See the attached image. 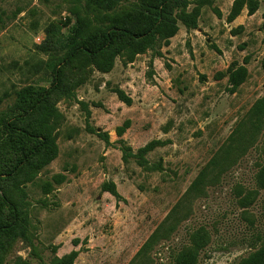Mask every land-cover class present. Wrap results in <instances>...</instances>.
Here are the masks:
<instances>
[{"label":"rangeland","instance_id":"rangeland-1","mask_svg":"<svg viewBox=\"0 0 264 264\" xmlns=\"http://www.w3.org/2000/svg\"><path fill=\"white\" fill-rule=\"evenodd\" d=\"M162 2L99 10L85 0H0V264H51L72 252L73 264H174L194 235L197 264H239L264 244V124L219 177L186 194L264 99V0L234 19L235 0H180L166 13L177 33L152 36L132 58L68 60L43 49L50 26L89 44L114 20L154 17ZM194 12L197 27L186 29L179 19ZM239 66L247 77L233 90L227 72ZM31 90L47 97L34 114L24 100ZM35 127L50 134L57 157L34 172L22 154L35 142L21 131ZM124 148L134 157L125 160ZM177 203L175 231L132 262Z\"/></svg>","mask_w":264,"mask_h":264},{"label":"trees","instance_id":"trees-1","mask_svg":"<svg viewBox=\"0 0 264 264\" xmlns=\"http://www.w3.org/2000/svg\"><path fill=\"white\" fill-rule=\"evenodd\" d=\"M122 1L123 0H85V4L90 8L110 10L114 8L118 2ZM179 1L180 0H164L160 6L161 10L156 11L155 16L153 15L155 18H150L140 12L132 18L125 17L120 20H114L112 22V26L108 30L98 32L96 37L93 38L94 41L87 42L89 44L80 43V41L75 43L69 36L62 37L60 29L55 26H50L45 33L46 46H44L43 49L44 51L59 50L61 53L64 52L66 53V59L68 60H73L78 58L80 55H84L87 58L95 59L104 57L112 62L114 58L117 57L118 53L120 54L122 52H129V55L132 58L138 53L146 51L149 46L151 47L152 44H149L152 43V36H158L157 34H159V36H162V39L167 41L177 33V19L170 17V15L168 16L166 13H168V10L172 8L173 5L178 4L177 2ZM244 5L247 8L249 16L254 14L258 8L257 0H235L233 8L234 12L231 19L236 18L240 14ZM196 13L197 14H195V12L194 14L185 13L183 14L184 19H179L186 29H195L197 27L196 19L198 18V12ZM2 15L3 13L0 11V29L2 28L4 22ZM158 30L163 31L164 34L157 32ZM77 32L78 25L77 28L73 30L74 34ZM117 39L122 41L120 44L121 48H118V51L114 52L113 47ZM148 41L150 42L148 43ZM143 44L144 46L139 48V45ZM110 66H112V64H110ZM262 70L264 72V59L262 62ZM227 75L229 86L231 89L236 90L245 82L247 71L241 66L235 68L233 67L229 69ZM61 80L62 79L59 76H54V84L57 88H59ZM25 94H27L26 98H24L25 102L32 103L30 108L31 113L29 114L38 112V109L42 106V101L47 99V97L45 98L46 93L42 92V90H31L29 92L27 91ZM118 95L123 103L130 105L131 101L126 98L122 92H118ZM263 124L264 99L255 103L245 120L238 124L233 134L229 137L227 145L220 148L216 155L200 171L199 175L191 183L186 194L201 192V187H205L207 183H210L207 181L214 180L216 176L219 177L225 171V167L221 168V166L225 164L227 160L237 158L235 152H237L238 147L236 146L239 145L240 147L242 143H246L245 137L247 136V142L249 140L251 141L259 134ZM36 128L37 127L30 129L29 131H21L24 137H27L35 142V146L32 148L30 147L26 153L22 154L24 157L22 165L28 166V168L34 172L35 170H40L49 165L57 157V147L51 140L50 134L46 131H42L41 129L38 132L39 134H37ZM123 132L124 130L121 129L117 135L121 136ZM156 144L157 143L150 144L140 150V152L144 153L145 151H149ZM122 153L125 160H127V158L134 157L129 148L122 149ZM230 164L231 162H228V165ZM208 178H210V180H207ZM108 190L111 194L117 196L113 189L108 188ZM180 206V203H177L173 207L164 221L156 228V230L140 248L132 262L138 260L139 258L147 260V253H149L160 241L168 239L171 233L175 231L178 223L176 214L178 213ZM7 229H9V226ZM11 230H13V227H11ZM198 237V235H194L192 237L193 247L187 249L184 254L178 255L175 258L174 264H197L196 255L203 246L202 244V246L199 245L200 240H198ZM76 257L77 253L72 252L62 259H54L51 264H73ZM141 263H143V261H141ZM239 264H264V244L258 251L250 254L247 258L242 259Z\"/></svg>","mask_w":264,"mask_h":264}]
</instances>
